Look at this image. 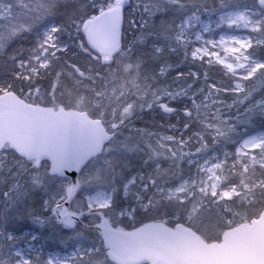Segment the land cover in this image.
I'll return each instance as SVG.
<instances>
[{"label": "clouds", "instance_id": "obj_1", "mask_svg": "<svg viewBox=\"0 0 264 264\" xmlns=\"http://www.w3.org/2000/svg\"><path fill=\"white\" fill-rule=\"evenodd\" d=\"M102 2L37 0L36 21H30L28 28L16 32L9 28L3 30L0 58L10 60L17 55L14 51H8L9 43L13 39L23 38L36 23L62 18L59 26L69 31L74 23H78V17H86L92 8ZM180 2L184 5L180 15L199 16L201 20L207 17L203 19L204 23L211 21L212 25L221 14L232 13L234 18L243 13L264 36V0H247L246 3L240 0ZM121 12L126 19L116 36L118 46L111 52L110 63L104 67L107 75L103 82L91 78L86 67L73 72L61 66L62 72L73 80L71 87L59 76L57 81H60V86L53 89L50 99L44 92L38 97L24 94V98L32 102L84 111L91 120L99 121L96 127L103 129V135L82 159L83 172L79 183L82 187L103 186L107 191L105 198L114 202L113 193L119 187L115 180L122 176V169L128 166L129 158L135 156L142 161L146 170L134 180L137 187H131L134 184L130 183L131 180L123 184L125 196L133 200L131 207L124 208V216L131 221V226L124 227L119 223L123 217L119 213L113 215L115 209L107 213L111 216L112 226L122 229L124 233L150 225L168 232L188 229L191 233L211 238L225 228L250 219L252 215L264 213V168L253 167L251 162L247 172L238 168L222 173L235 182L242 195L228 202H218L210 195L196 191L203 179L200 165L209 160H230L238 156L237 149H243L249 157L255 155L257 163L264 160V140L260 139L264 135L242 139L239 136L240 125L256 116L264 117V88L258 87V81L264 80V70L241 81L239 90L230 88L227 94L222 90L217 94L208 88L207 81L195 79L191 72L177 75L179 71H171L186 62L200 65L185 55L174 60L173 53L167 50L170 44L166 42L172 40L175 31L168 25L177 13L171 0H121ZM134 15L136 23L131 22ZM157 16L161 17L158 21L154 20ZM238 27L246 30L241 37L251 39L255 44L256 36L248 31V26L241 23ZM160 38L164 42L156 43L155 40ZM157 44L162 50L160 56L146 54V49L150 53ZM180 47L186 45H178L175 52ZM162 63L168 66L166 75L160 74ZM128 65L132 67L129 69ZM233 75L229 74L227 79H233ZM218 83L222 87V82ZM6 86L0 85V92ZM7 88L16 91L12 87ZM177 100L184 101L182 107L173 105L172 101ZM161 102L170 103L175 111L163 112L159 108ZM156 110L166 121L163 128L138 126L137 121L145 111L155 113ZM171 115H175L176 119L167 123ZM170 136L174 138L172 142L168 141ZM245 141L248 142L247 148ZM12 147L7 140L0 142V148ZM42 160V157H27L25 164L29 171L43 173ZM242 185L246 188H241ZM181 187L185 190L178 192L177 189ZM226 187L230 188L231 184ZM137 211L146 215L143 222H137ZM225 212L231 215H225ZM90 229L91 225L87 224L81 231ZM113 251L114 260L116 256L120 257L115 264H127L126 251Z\"/></svg>", "mask_w": 264, "mask_h": 264}, {"label": "snow or ice", "instance_id": "obj_2", "mask_svg": "<svg viewBox=\"0 0 264 264\" xmlns=\"http://www.w3.org/2000/svg\"><path fill=\"white\" fill-rule=\"evenodd\" d=\"M175 9L176 15L173 17V22L179 19V24L173 25L169 23V28H174V36L172 39L178 45H186V37L189 35L192 27L195 24H202V31L195 33L197 41H203L199 47H193L190 52L185 51V57H191L193 62H199L203 66V71L197 69L191 72V76L197 80L204 79L207 81L208 88L219 94L222 90L225 94L229 89H237L241 87V81L250 79L254 73L259 70H264V36L260 35L258 26L250 24L249 17L243 13L237 14L234 18L232 13L221 14L217 17L215 27L213 28L211 21L204 23L199 16H183L184 5L180 0H171ZM37 7V0H0V19L12 21L20 16L24 22L19 26L11 28L13 32L19 31L21 28H28L30 21H36L37 16L35 10ZM147 14V13H146ZM126 17L121 12V0H103L102 3L97 4L96 7L91 9V12L84 18H77L78 23H74L73 31L76 35V42L74 47L79 49V53L73 52V55L79 56L76 63L72 64L74 72H78L81 67H86L90 73L91 78L104 81L106 73L104 67L110 63L111 52L118 46L117 39L112 42L109 49L101 47L97 43V36L103 34L105 36L112 32L116 33L122 27L123 21ZM62 22L59 20L57 23L50 25L42 34H38L37 44L30 50V55L27 61L20 62L21 72L17 73V78L23 76V79L29 81V92L36 91L40 94V88L37 85L35 89L32 88L33 80L36 78H43L42 73L55 72L50 84H55L57 77L62 75L61 67L56 65L61 60V55L68 53L72 47L69 41H64L62 37L67 34L71 37L72 33L62 28L59 25ZM248 26V31L256 36V42L253 44L251 39H245L235 34H228L221 32L219 38H208L205 40L204 33L214 32L226 27L228 29L239 30V24ZM169 52L174 53L176 48L171 45L167 49ZM160 46L154 45L151 52L146 54L155 57L161 54ZM12 60L16 59L13 55ZM196 64V63H194ZM79 65V66H77ZM132 66L128 65L130 69ZM167 65H160V74H167ZM229 74H234L233 79H227ZM177 75H183L182 72ZM211 81V82H209ZM222 82V87L221 83ZM7 87H14V85H7ZM258 87L264 88V80L258 81ZM5 90V89H4ZM23 93V88L20 89ZM171 95V93H169ZM151 107V105H149ZM159 108L165 113H172L175 108L168 102L159 103ZM187 111V108H185ZM99 121H96L98 124ZM98 142L102 138L103 129H98ZM173 137H168V141L172 142ZM253 139H256L253 137ZM264 140V136L260 137ZM248 147V142L245 141V148ZM91 148L86 150L77 151L75 154L68 156L64 153L56 151H49L47 154L51 157L52 164L50 167L45 168L43 173L38 170L35 172L29 171L25 165V153L23 151H13L14 162L18 168L17 176H24L27 174L30 186H40L44 183L46 178H55L56 175L63 177L65 169L72 171L73 169L79 173L77 178L67 180L62 184L64 194L59 199L54 201L53 211L56 217L66 227H74L76 225V217H83L87 212L90 217L89 224L91 225V232L95 233L97 243L90 248H77L71 253L70 256L60 259L51 258L41 260L39 256L31 259L23 257L19 252L15 256L19 259H13L11 255L0 253V264H115V260L120 257L116 256L115 260L113 249H123L127 253V264H137V262L144 257L152 261V264H158L159 256L154 253L151 248L138 246L139 242L147 239L144 235V230L153 226L143 225L140 229H135L132 233H124L120 228H114L111 223V216L107 213L111 209H115L113 215L119 213L121 217L124 216V208L114 205L110 198H105L106 195H85L82 199L76 201L79 210L74 211L65 206V203L72 202L77 197L82 185L79 183L83 169L81 161L86 153ZM238 156L232 157L230 160L226 159L220 161L218 158L209 160L205 164H201V172L203 179L200 182V187L196 189L202 195H210L213 200L218 202H228L233 197L242 195L238 190L234 181H231L227 175H222L225 171H234L238 168L247 172L249 170V162L253 167L264 168V160L257 163L255 155L249 157L243 149H237ZM0 155H6L0 153ZM31 156V153H28ZM41 154H37L39 157ZM227 155V154H226ZM2 163V161H0ZM134 183V179L130 181ZM231 184V187L226 185ZM22 185L14 184L12 188L19 192ZM246 188V186H241ZM183 187L178 188L177 191H184ZM94 200V202H93ZM171 214V213H169ZM225 215H231L230 212H225ZM36 219H39L38 217ZM42 222V221H41ZM82 233H78L80 235ZM122 235L125 239L123 241H116L114 237ZM9 239H12L9 236Z\"/></svg>", "mask_w": 264, "mask_h": 264}, {"label": "trees", "instance_id": "obj_3", "mask_svg": "<svg viewBox=\"0 0 264 264\" xmlns=\"http://www.w3.org/2000/svg\"><path fill=\"white\" fill-rule=\"evenodd\" d=\"M15 2V0H14ZM27 2V0H25ZM246 3V2H241ZM167 15H173V13H168ZM136 23L135 15L132 17ZM161 17L157 16L154 20L158 21ZM59 21V18H56ZM3 22H6L3 19H0V40L3 39V30L5 28L11 29L14 26H19L24 22L23 18L18 16L12 21H7V24L3 25ZM179 24V19H176L173 22V25ZM45 27V23L37 24V27L34 29L36 35L34 36L30 31L25 33L23 38L13 39L8 46L9 52H16V59H6V65L1 66L0 68V85H14L13 89H16V93L24 98V94L27 93L28 96L32 97L34 94L38 97L36 91L29 92V81L23 79V76L17 78V73L21 72V68L18 65V62L27 61V58L30 55V50L34 48L37 44L38 34H42L41 30ZM72 29H69V32L72 33L71 37L65 34L62 39L64 41H69L72 45L68 53L60 54L61 60L56 65L57 67L63 66L69 71L74 70L71 68V65L76 63L79 59V56L73 55V52L79 53V49L74 47L76 42L75 35L73 36ZM127 30V29H126ZM33 35V36H32ZM156 43L164 42L162 38L156 39ZM172 47L177 48L178 44L174 39L166 42ZM192 46L180 47L177 52L172 54V58L179 59L184 56L185 51L190 52ZM191 60V57H188ZM8 66V67H7ZM79 66V65H77ZM85 67H81L84 69ZM197 69L203 71V66L186 62L179 65L178 69L171 70L173 73L175 71L179 72H192ZM55 72L51 73H42L43 78H36L32 83V88L35 89L38 85L40 88V93L44 92L47 94L48 98H51V94L54 88L60 86V81L55 82V84H50L49 81L52 80ZM68 77L70 79L69 84H73V80L66 73H62L61 80L65 83V79ZM191 79V77H189ZM211 82V81H209ZM23 88V93L20 89ZM8 90L5 88L4 91ZM3 91V92H4ZM3 92H0L3 93ZM26 99V98H25ZM29 102H32L30 99H26ZM44 105H50L44 102H34ZM173 105L177 107H182L183 104L178 103V101H172ZM182 115V114H181ZM142 117L149 119L148 122H137L138 126H160L164 127L166 121L164 116L160 114L159 110H156L155 113H144ZM176 119L175 115L168 117L167 123L174 122ZM258 126H264V117L256 116L249 120L246 125H240L239 135L244 131L246 127L256 128ZM252 128V129H253ZM247 129V128H246ZM248 130V129H247ZM234 146V145H233ZM0 153H5L6 155H0V253L8 254L16 259L15 254L12 253L15 246L22 245L24 246L26 241H29L33 233L37 234L36 244L41 245V248L35 247V250L30 251L25 249L26 254L31 258L36 257L37 255L41 260L48 259L49 251H61L67 252L71 248H74L77 243H82L83 247L90 248L93 247L96 243L95 233L90 230L81 231L84 229L82 226H77L72 229H65L60 225L56 217L52 214V208L54 201L59 199L61 195L64 194V188L62 184L67 181V179H62L57 176L55 178H46L44 183L40 186H30L29 178L27 174L24 176H17L16 172L18 168L14 162V156L12 155L13 150L7 149ZM26 165V164H25ZM42 168H48L49 162L43 160L41 164ZM146 170L145 166L142 165V161L138 157H130L128 161V166L122 169V176L115 180V183L119 185L117 191L113 193L114 205H117L121 208L131 207L133 200L130 196H125L123 190V184L128 180H131L134 176L138 179L140 173H143ZM22 185V189L17 192L12 188V185ZM131 187L136 188L134 183ZM99 189H105L103 186H87L82 187L78 193V196L72 201L70 209L78 211L79 207L76 204V201L82 199L85 195L94 193ZM137 190H139L137 188ZM24 192L23 196L21 195ZM8 195L9 197H6ZM13 198L14 200H10ZM46 198H49L46 202ZM137 222H143L147 217L145 214L137 211L135 214ZM258 215H252L251 217H257ZM39 219H36V218ZM86 224H89L90 217L84 215L82 219ZM250 220V219H246ZM42 221V222H41ZM124 227H130L131 221L127 217H123L119 220ZM27 231V233H25ZM78 233H82L78 235ZM220 234V233H219ZM9 236L12 239H9ZM206 238V237H205ZM212 240L213 237L207 238Z\"/></svg>", "mask_w": 264, "mask_h": 264}, {"label": "water", "instance_id": "obj_4", "mask_svg": "<svg viewBox=\"0 0 264 264\" xmlns=\"http://www.w3.org/2000/svg\"><path fill=\"white\" fill-rule=\"evenodd\" d=\"M96 39L101 47L109 49L116 33L100 34ZM97 133L96 121L84 111L32 104L14 91L0 94V142L7 140L14 151H23L25 158L41 154L39 157L51 166V157L44 153L56 151L71 156L98 143ZM78 175L66 168L63 177L56 176L74 181ZM71 204L66 202L65 206L70 208ZM83 217H76L74 227H66L56 219L65 229H72L87 225ZM144 235L147 239L138 246L151 248L159 256L158 264H264V213L229 229L220 242L208 243L188 229L168 232L151 227L144 230ZM114 239L119 242L125 238L118 235ZM137 264L152 261L144 257Z\"/></svg>", "mask_w": 264, "mask_h": 264}, {"label": "rangeland", "instance_id": "obj_5", "mask_svg": "<svg viewBox=\"0 0 264 264\" xmlns=\"http://www.w3.org/2000/svg\"><path fill=\"white\" fill-rule=\"evenodd\" d=\"M240 2H247V0H240ZM215 18L216 17L214 16L213 19H215ZM203 19H207V17H203L202 18V21H203ZM212 26L214 28L215 27V24H213ZM202 29H203L202 24H195L192 27L189 35L186 37V39L188 41L187 44H186L187 46H190V47L192 46V48H193V47H199V46H201L203 44V41H197L195 39V33L197 31H202ZM71 31L73 32V36H74L75 32L73 31V29ZM232 31H235V29H228L226 27H222L221 29L216 30L214 32L204 33V38H205V40H207L208 38H216V39H218L219 38V34L221 32H225V33H228V34H233ZM241 31H242L241 34H235V35L241 36V35H243L246 32V30H244V29H241ZM75 37H76V35H75ZM6 61H7L6 58H0V68H1V66H5L6 65ZM18 65L20 67V62H18ZM68 81H70V79L68 77H66L65 84H67L69 87H71L72 85H70ZM177 101L180 104H184V101L183 100H177ZM150 112H152V111H145L144 113H150ZM148 120H150V118L149 119H145V118L142 117L137 122H140V121H142V122H148ZM248 122L249 121H247L246 123H244L242 125H246ZM262 127H264V126H258L256 128H253V127L248 128V127H246L248 130L245 128L244 130H247V131H245V132L243 131L239 136L242 139V138L247 137V136H260V135H264V130L262 129ZM1 149H3V150L1 151ZM0 151L1 152H4V151H8V150L5 149V148H0ZM67 180H69V178H67ZM131 180H133V179H131ZM134 180H136V179H134ZM23 194H24V192H22L21 195L23 196ZM98 194L99 195H106L107 194V191L105 189H99V190H97L94 193L89 194V195H98ZM5 196L6 197H9L8 195H5ZM10 200H14V199L13 198H10ZM48 200H50V199L47 198L46 202ZM52 214L55 216L54 211H53V208H52ZM25 233H27V231H25ZM36 239H37V234L36 233H33L31 235L29 241H26L25 242L24 246H22V245L15 246L14 249H13V251H12V253L15 254V253L19 252L23 257L30 259V257L26 254L25 249H28L30 251H33V250H35V247L41 248V245L36 244ZM77 248H86V247H83L82 246V243H77V245L74 248H71L67 252H61V251H56V250L55 251H49L48 252V256L51 257V258H60V259H63V258H66V257L70 256L71 253L73 251H75ZM15 257H16V259H19V257H17V256H15Z\"/></svg>", "mask_w": 264, "mask_h": 264}, {"label": "flooded vegetation", "instance_id": "obj_6", "mask_svg": "<svg viewBox=\"0 0 264 264\" xmlns=\"http://www.w3.org/2000/svg\"><path fill=\"white\" fill-rule=\"evenodd\" d=\"M128 7H130V5L128 6ZM58 22V19H54V20H45V21H42V22H38V23H36L35 24V26L33 27V29H32V34L35 36L36 35V31L34 30L36 27H37V24H39V23H45V27L41 30V33H43V31L46 29V27H48V26H50V25H53V24H55V23H57ZM131 22L132 23H135V21H134V19L132 18V20H131ZM5 24H7V22H3V25H5ZM32 35V36H33ZM75 35V34H74ZM48 106H51V105H48ZM262 129L264 130V127H262ZM245 131H247V130H244V132ZM3 149H1V151H2ZM135 177V176H134ZM45 200H47V198L45 199ZM255 217H251L250 218V220H245L244 222H249V221H251L252 219H254ZM244 222H241V223H244ZM241 223H238V224H236L235 226H237V225H239V224H241ZM235 226H232V227H228V228H225L222 232H220V234H218V235H216V236H213V239L212 240H208L207 238H205V237H203V236H201V237H203L206 241H208V242H219V241H221L222 240V237H223V234H224V232L225 231H227V230H229L230 228H233V227H235Z\"/></svg>", "mask_w": 264, "mask_h": 264}, {"label": "bare ground", "instance_id": "obj_7", "mask_svg": "<svg viewBox=\"0 0 264 264\" xmlns=\"http://www.w3.org/2000/svg\"><path fill=\"white\" fill-rule=\"evenodd\" d=\"M232 33H233V34H241V33H242V31H241V29H239L238 31H237V30H235V31H232Z\"/></svg>", "mask_w": 264, "mask_h": 264}]
</instances>
